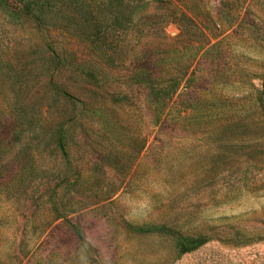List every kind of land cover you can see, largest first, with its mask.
<instances>
[{
  "label": "rangeland",
  "instance_id": "rangeland-1",
  "mask_svg": "<svg viewBox=\"0 0 264 264\" xmlns=\"http://www.w3.org/2000/svg\"><path fill=\"white\" fill-rule=\"evenodd\" d=\"M0 264H264V0H0Z\"/></svg>",
  "mask_w": 264,
  "mask_h": 264
},
{
  "label": "trees",
  "instance_id": "trees-1",
  "mask_svg": "<svg viewBox=\"0 0 264 264\" xmlns=\"http://www.w3.org/2000/svg\"><path fill=\"white\" fill-rule=\"evenodd\" d=\"M175 236V248L178 255L191 251L205 242V238L196 236L193 238L184 237L178 233H174Z\"/></svg>",
  "mask_w": 264,
  "mask_h": 264
}]
</instances>
